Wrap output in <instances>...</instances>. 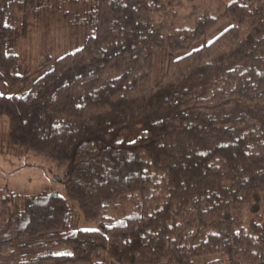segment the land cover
Wrapping results in <instances>:
<instances>
[{
    "label": "trees",
    "instance_id": "obj_1",
    "mask_svg": "<svg viewBox=\"0 0 264 264\" xmlns=\"http://www.w3.org/2000/svg\"><path fill=\"white\" fill-rule=\"evenodd\" d=\"M182 1L0 0V87L28 85L0 92L8 141L63 171L67 197L97 223L78 228L57 192L0 185V264H264V0L177 28L162 16ZM20 19L87 33L42 53L32 79L18 71Z\"/></svg>",
    "mask_w": 264,
    "mask_h": 264
},
{
    "label": "rangeland",
    "instance_id": "obj_2",
    "mask_svg": "<svg viewBox=\"0 0 264 264\" xmlns=\"http://www.w3.org/2000/svg\"><path fill=\"white\" fill-rule=\"evenodd\" d=\"M230 0H183L181 4L174 6L162 16L163 20L171 21L177 28H190L197 18L203 13H209L218 17L222 7ZM25 22V23H24ZM230 24L229 19L223 18L211 29L206 36L198 40L193 47H199L204 42L208 43L217 37ZM86 29H70L62 27V24L54 20L47 30H40L34 25L32 19L19 20L15 43L17 52L24 55L26 63L19 64L21 73L25 68L31 72L32 79L40 74L39 59L42 53L49 54L53 59L66 51L82 45L86 37ZM178 55V54H177ZM168 51L163 49L154 57L152 81H157L165 70ZM28 85L21 89L18 86H8L0 92L6 95L19 94L26 90ZM130 138L135 133H130ZM0 185H7L10 189L21 193H38L41 191L57 192L62 195L70 206L73 215L78 218L77 227L80 229H95V221L84 219L75 203L66 195L63 171L41 154L34 153L22 147H16L8 141V120L0 116ZM115 209L110 215H115ZM61 250H55L60 253ZM227 264V258L222 255H209L195 259V264ZM162 264H165L163 260Z\"/></svg>",
    "mask_w": 264,
    "mask_h": 264
}]
</instances>
